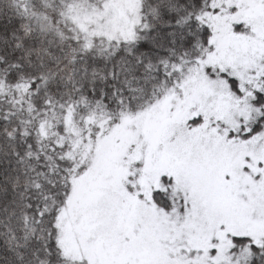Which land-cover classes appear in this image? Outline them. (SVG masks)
Listing matches in <instances>:
<instances>
[{"label": "snow or ice", "instance_id": "obj_1", "mask_svg": "<svg viewBox=\"0 0 264 264\" xmlns=\"http://www.w3.org/2000/svg\"><path fill=\"white\" fill-rule=\"evenodd\" d=\"M0 264H264V0H0Z\"/></svg>", "mask_w": 264, "mask_h": 264}]
</instances>
